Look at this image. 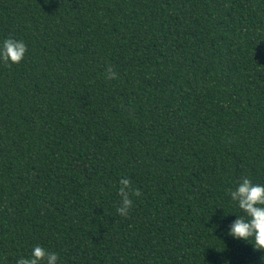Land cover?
Instances as JSON below:
<instances>
[{
  "label": "trees",
  "instance_id": "16d2710c",
  "mask_svg": "<svg viewBox=\"0 0 264 264\" xmlns=\"http://www.w3.org/2000/svg\"><path fill=\"white\" fill-rule=\"evenodd\" d=\"M9 37L0 264H261L226 233L227 191L264 184V0H0Z\"/></svg>",
  "mask_w": 264,
  "mask_h": 264
},
{
  "label": "clouds",
  "instance_id": "9594fccd",
  "mask_svg": "<svg viewBox=\"0 0 264 264\" xmlns=\"http://www.w3.org/2000/svg\"><path fill=\"white\" fill-rule=\"evenodd\" d=\"M27 53V46L23 40L6 38L0 42V60L10 64H19ZM108 78H115V73L108 70ZM120 197L117 213L126 216L133 205L132 197H139V191L131 186L128 178L119 181L117 189ZM231 202L240 210V214H232L236 219L227 230L231 238L250 244L256 252H264V184L253 183L250 178H242L234 189L228 190ZM59 257L55 252L46 251L40 245L32 248L30 256L20 257L16 264H58ZM221 264H232L230 260H223ZM261 264H264L262 257Z\"/></svg>",
  "mask_w": 264,
  "mask_h": 264
}]
</instances>
